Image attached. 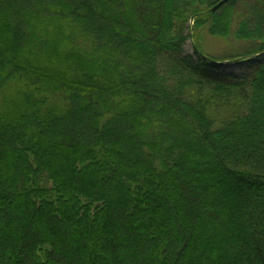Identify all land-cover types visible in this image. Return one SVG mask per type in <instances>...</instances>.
<instances>
[{
    "label": "trees",
    "instance_id": "16d2710c",
    "mask_svg": "<svg viewBox=\"0 0 264 264\" xmlns=\"http://www.w3.org/2000/svg\"><path fill=\"white\" fill-rule=\"evenodd\" d=\"M220 1L0 0V264H264V0Z\"/></svg>",
    "mask_w": 264,
    "mask_h": 264
},
{
    "label": "rangeland",
    "instance_id": "374dc122",
    "mask_svg": "<svg viewBox=\"0 0 264 264\" xmlns=\"http://www.w3.org/2000/svg\"><path fill=\"white\" fill-rule=\"evenodd\" d=\"M219 10V9H218ZM193 34V32H191ZM196 40L198 41L200 47L203 49V53L213 58L227 59L242 51L244 47L243 43L234 42L232 40L222 39L220 37H215L209 35L207 30L198 32L194 34ZM195 42L192 39H188L183 47L184 52L188 55H193L195 48ZM253 59V60H257ZM252 60V61H253ZM158 71L161 75L167 78L170 83L176 86L182 87L184 93L191 98H202L207 101L210 106V110L216 112L220 115H232L235 113H243L245 111L244 107L252 97L251 94L245 93V96H221L216 98L212 95V86H204L203 91L198 92V87L193 85L184 84L186 76L179 73L176 70L170 68V66L159 64ZM231 72L238 73L242 71L240 68L232 66Z\"/></svg>",
    "mask_w": 264,
    "mask_h": 264
},
{
    "label": "water",
    "instance_id": "95a60500",
    "mask_svg": "<svg viewBox=\"0 0 264 264\" xmlns=\"http://www.w3.org/2000/svg\"><path fill=\"white\" fill-rule=\"evenodd\" d=\"M230 0H221L217 5H215L211 11H217L218 9H220L221 7H223L224 5H226ZM192 31H193V28H192ZM264 55V53H261V54H258V55H249V56H244V57H241V58H238V59H235V60H232V61H229L228 63H236L240 60H253V59H256V58H259L260 56Z\"/></svg>",
    "mask_w": 264,
    "mask_h": 264
}]
</instances>
